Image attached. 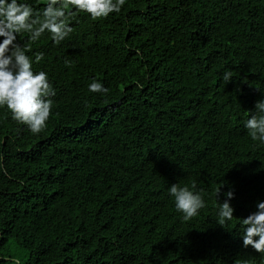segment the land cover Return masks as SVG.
<instances>
[{"label": "trees", "instance_id": "obj_1", "mask_svg": "<svg viewBox=\"0 0 264 264\" xmlns=\"http://www.w3.org/2000/svg\"><path fill=\"white\" fill-rule=\"evenodd\" d=\"M72 27L59 45L19 37L56 95L39 134L0 108V264H264L238 237L264 199L244 127L264 97V0H126ZM193 181L206 207L183 221L168 189Z\"/></svg>", "mask_w": 264, "mask_h": 264}, {"label": "clouds", "instance_id": "obj_2", "mask_svg": "<svg viewBox=\"0 0 264 264\" xmlns=\"http://www.w3.org/2000/svg\"><path fill=\"white\" fill-rule=\"evenodd\" d=\"M125 3L126 0H46L42 7H34L29 0H0V108L10 112L15 121L26 125L33 134L42 132L52 113L56 89L46 71L33 69L34 62L42 61L45 53L37 52L34 58L28 55L32 45L21 43L20 35L27 33V39L36 42L48 33L53 43L59 45L72 33V22L80 12L93 20L107 18L120 12ZM223 79L226 82L232 79L231 71H226ZM88 90L100 94L109 91L97 79H92ZM244 127L253 141L264 144V97L249 110ZM223 185L215 189L218 225L221 227L235 216L231 203L235 195L233 189L229 187L223 192L224 198L219 199ZM194 189L195 181L191 186L172 183L168 189L183 221H190L206 207L203 189ZM239 225L243 226V233L238 236L242 247H250L264 256V199L256 201L255 210L242 217Z\"/></svg>", "mask_w": 264, "mask_h": 264}]
</instances>
